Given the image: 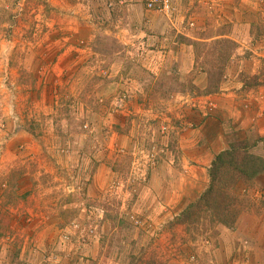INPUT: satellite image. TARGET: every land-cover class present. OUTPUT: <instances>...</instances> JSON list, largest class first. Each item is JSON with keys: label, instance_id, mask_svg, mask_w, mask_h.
<instances>
[{"label": "rangeland", "instance_id": "obj_1", "mask_svg": "<svg viewBox=\"0 0 264 264\" xmlns=\"http://www.w3.org/2000/svg\"><path fill=\"white\" fill-rule=\"evenodd\" d=\"M221 2L0 0V264H264L253 183L232 227L176 223L209 184L188 132L235 48Z\"/></svg>", "mask_w": 264, "mask_h": 264}, {"label": "crops", "instance_id": "obj_2", "mask_svg": "<svg viewBox=\"0 0 264 264\" xmlns=\"http://www.w3.org/2000/svg\"><path fill=\"white\" fill-rule=\"evenodd\" d=\"M221 4L230 7L222 19L232 25L209 39H232L235 48L225 61L217 89L208 90V116L195 132H188L205 141L195 160L203 167L240 140H252L251 152L264 157V0H222ZM197 76L194 81L201 90L209 86L205 72ZM250 78L255 82H247ZM195 138L186 141L193 145ZM253 185L264 193V172L254 177Z\"/></svg>", "mask_w": 264, "mask_h": 264}, {"label": "trees", "instance_id": "obj_3", "mask_svg": "<svg viewBox=\"0 0 264 264\" xmlns=\"http://www.w3.org/2000/svg\"><path fill=\"white\" fill-rule=\"evenodd\" d=\"M234 44L235 42L227 38ZM245 140L230 143L217 153L208 167L209 184L200 196L176 217V223L186 228L207 222L232 227L240 215L242 199L234 193L238 182H249L264 172V158L250 152ZM214 232V231H213Z\"/></svg>", "mask_w": 264, "mask_h": 264}, {"label": "built area", "instance_id": "obj_4", "mask_svg": "<svg viewBox=\"0 0 264 264\" xmlns=\"http://www.w3.org/2000/svg\"><path fill=\"white\" fill-rule=\"evenodd\" d=\"M145 7L158 13L168 14L172 8V0H144Z\"/></svg>", "mask_w": 264, "mask_h": 264}]
</instances>
